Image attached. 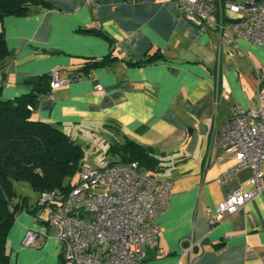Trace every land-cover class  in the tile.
I'll use <instances>...</instances> for the list:
<instances>
[{
  "label": "crops",
  "instance_id": "0c3cea01",
  "mask_svg": "<svg viewBox=\"0 0 264 264\" xmlns=\"http://www.w3.org/2000/svg\"><path fill=\"white\" fill-rule=\"evenodd\" d=\"M46 1L49 6L0 19L9 49L1 94L36 91L29 76L58 70L67 78L88 57L115 55L89 75L41 94L32 116L76 139L83 136L80 129L98 123L113 127H104L112 130L109 138L152 146L160 159L152 176L171 180V195L156 218L157 242L145 247L141 264H264V165L260 193L214 224L207 219V208L249 187L250 166L219 179L237 158L217 146V137L235 103L256 105L257 70L264 90V46L242 36L233 46L217 29H200L175 0ZM82 27H100L111 39ZM154 52L161 55L129 63ZM29 230L39 239L37 248L23 242ZM42 232L32 213L19 211L6 239L13 261L59 264L54 232L40 238ZM187 237L197 242L193 256L181 250Z\"/></svg>",
  "mask_w": 264,
  "mask_h": 264
},
{
  "label": "built area",
  "instance_id": "2783aa9c",
  "mask_svg": "<svg viewBox=\"0 0 264 264\" xmlns=\"http://www.w3.org/2000/svg\"><path fill=\"white\" fill-rule=\"evenodd\" d=\"M187 20L200 29L212 27L236 46L235 36L264 46V0H175ZM96 5L97 0H84ZM91 73V72H90ZM49 93L72 76L50 72ZM258 83L254 107L235 103L229 118L222 124L217 146L232 152L237 162L223 171L226 179L238 168L250 166L249 187L236 189L207 208V219L214 224L231 214L263 189L264 165V90L257 70ZM97 91L102 89L95 83ZM171 195V180L157 179L139 168L136 160L115 162L100 167L83 164L75 183L68 189L58 187L40 191L37 203L48 208V222L61 244L60 264H141L145 247L157 242V216L166 208ZM42 238L46 232L40 233ZM182 252L193 256L191 237L185 238ZM36 245L33 230L23 238Z\"/></svg>",
  "mask_w": 264,
  "mask_h": 264
},
{
  "label": "trees",
  "instance_id": "16d2710c",
  "mask_svg": "<svg viewBox=\"0 0 264 264\" xmlns=\"http://www.w3.org/2000/svg\"><path fill=\"white\" fill-rule=\"evenodd\" d=\"M35 5L44 7L49 6V3L46 0H0V19L7 14H27ZM81 29L109 37L100 27ZM8 54L4 32L0 27V70ZM159 55L161 54L154 52L146 59L129 63H143ZM114 57L111 52L101 57H88L69 76L75 80L89 75L92 67L104 64ZM50 79V73L27 78L34 86H46V92L49 91ZM2 84L0 75V90ZM43 93L33 90L13 97L0 95V264H10L6 237L15 215L21 210L31 213L37 207H43L37 200L36 205L32 206L28 201L29 196L18 191L15 182H26L38 195L44 189L58 187L65 190L75 183L73 176L85 163L83 149L73 137L58 125L32 116V109ZM109 149L114 157L106 164L136 160L139 168L150 175L160 167V159L152 146L126 136L121 141L111 142ZM40 219L49 225L48 219ZM61 261L62 255L59 264Z\"/></svg>",
  "mask_w": 264,
  "mask_h": 264
},
{
  "label": "rangeland",
  "instance_id": "374dc122",
  "mask_svg": "<svg viewBox=\"0 0 264 264\" xmlns=\"http://www.w3.org/2000/svg\"><path fill=\"white\" fill-rule=\"evenodd\" d=\"M0 95L1 90H0ZM3 97V96H2ZM107 126V125H105ZM104 126V127H105ZM103 126L98 125V123H95V126L93 127V130L90 128L85 131L84 129H80L82 131L83 136H78L77 139L74 138L69 132H67L71 137L75 139L76 142H78L84 152V164H87L91 167H100L104 166L109 160H111L114 157V154L110 151V143L114 141L113 138H109V136L112 135V130H106ZM110 129H113L112 126H107ZM105 129V130H103ZM108 133L110 134L108 136ZM79 176V171L76 172V174L73 176V181H76ZM15 185L17 187V190L27 194L29 196L28 201L33 206L36 205V200L38 198V192L32 189L26 182L24 181H16ZM33 214L35 221L37 224L43 227V231L47 233H53L55 231V227L52 225H48L45 222H42L40 218L48 219V208L46 206L36 208L35 211H31ZM7 238V237H6ZM37 248L35 245H31ZM8 249V248H7ZM9 252V262L10 264H17V261H13L11 250L8 249ZM60 253V254H59ZM57 255L58 260L59 257L62 255L61 250V244L58 243L57 247ZM59 263V262H58Z\"/></svg>",
  "mask_w": 264,
  "mask_h": 264
},
{
  "label": "water",
  "instance_id": "95a60500",
  "mask_svg": "<svg viewBox=\"0 0 264 264\" xmlns=\"http://www.w3.org/2000/svg\"><path fill=\"white\" fill-rule=\"evenodd\" d=\"M35 89L40 92H46L47 87L46 86H36Z\"/></svg>",
  "mask_w": 264,
  "mask_h": 264
}]
</instances>
